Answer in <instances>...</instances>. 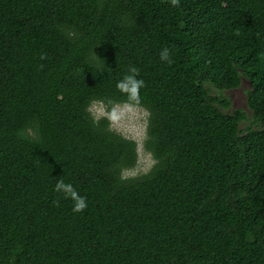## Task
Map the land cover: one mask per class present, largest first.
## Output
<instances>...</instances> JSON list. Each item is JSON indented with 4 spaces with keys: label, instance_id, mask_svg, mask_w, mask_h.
I'll return each instance as SVG.
<instances>
[{
    "label": "trees",
    "instance_id": "16d2710c",
    "mask_svg": "<svg viewBox=\"0 0 264 264\" xmlns=\"http://www.w3.org/2000/svg\"><path fill=\"white\" fill-rule=\"evenodd\" d=\"M129 65L153 163L122 180L136 141L86 107ZM0 264H264V0H0Z\"/></svg>",
    "mask_w": 264,
    "mask_h": 264
},
{
    "label": "clouds",
    "instance_id": "9594fccd",
    "mask_svg": "<svg viewBox=\"0 0 264 264\" xmlns=\"http://www.w3.org/2000/svg\"><path fill=\"white\" fill-rule=\"evenodd\" d=\"M173 7H178L180 0H168ZM43 53L41 57L43 58ZM160 60L170 63V50L168 47H162L159 52ZM139 69L135 65H129L127 72L116 81L115 88L119 92L125 94V99L122 102H114L111 99L92 100L86 107L92 119L98 120L101 117H106L110 122L115 124L119 121L122 113L128 108L139 105L141 102L140 89L144 87V80L138 78ZM134 171H125L120 173V179H126L129 176L135 175ZM53 191L60 194L63 198L72 202L73 212H82L87 208L88 202L84 195L78 193L71 182H66L63 178L57 179L53 186ZM58 203V201H56Z\"/></svg>",
    "mask_w": 264,
    "mask_h": 264
},
{
    "label": "rangeland",
    "instance_id": "374dc122",
    "mask_svg": "<svg viewBox=\"0 0 264 264\" xmlns=\"http://www.w3.org/2000/svg\"><path fill=\"white\" fill-rule=\"evenodd\" d=\"M248 88V80L242 78L239 86L221 91L222 97L225 98L228 103V106L223 108L225 112H230L231 110L237 108H240L246 112L247 120H244L240 124L241 128L247 126L249 124V120L251 119L249 109L246 105V91ZM210 91L213 94L218 95L217 91L212 87H210ZM146 121V110L139 105H134L122 113L118 122L115 124L110 122L112 129L126 137L134 139L137 144V162L133 168L124 170V172L134 171L136 173L135 175L144 173L151 167L153 163L151 154L143 146Z\"/></svg>",
    "mask_w": 264,
    "mask_h": 264
}]
</instances>
